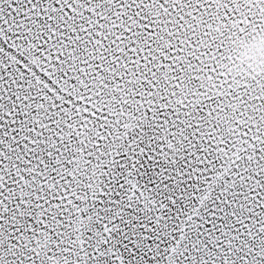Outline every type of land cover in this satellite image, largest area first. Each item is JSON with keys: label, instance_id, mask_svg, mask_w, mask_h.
I'll use <instances>...</instances> for the list:
<instances>
[{"label": "snow or ice", "instance_id": "snow-or-ice-1", "mask_svg": "<svg viewBox=\"0 0 264 264\" xmlns=\"http://www.w3.org/2000/svg\"><path fill=\"white\" fill-rule=\"evenodd\" d=\"M0 264H264V0H0Z\"/></svg>", "mask_w": 264, "mask_h": 264}]
</instances>
